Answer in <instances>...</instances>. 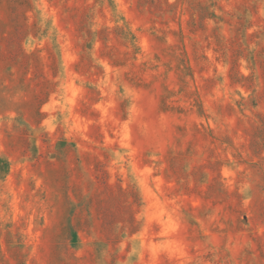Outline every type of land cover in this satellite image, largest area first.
<instances>
[{
	"label": "rangeland",
	"instance_id": "obj_1",
	"mask_svg": "<svg viewBox=\"0 0 264 264\" xmlns=\"http://www.w3.org/2000/svg\"><path fill=\"white\" fill-rule=\"evenodd\" d=\"M0 264H264V0H0Z\"/></svg>",
	"mask_w": 264,
	"mask_h": 264
}]
</instances>
